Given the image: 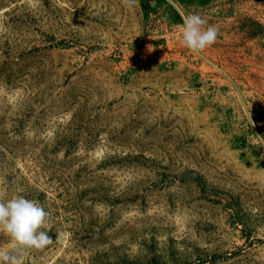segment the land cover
<instances>
[{"label":"rangeland","instance_id":"1","mask_svg":"<svg viewBox=\"0 0 264 264\" xmlns=\"http://www.w3.org/2000/svg\"><path fill=\"white\" fill-rule=\"evenodd\" d=\"M193 13L219 29L201 54ZM19 195L54 241L22 264H264V0H0Z\"/></svg>","mask_w":264,"mask_h":264},{"label":"clouds","instance_id":"2","mask_svg":"<svg viewBox=\"0 0 264 264\" xmlns=\"http://www.w3.org/2000/svg\"><path fill=\"white\" fill-rule=\"evenodd\" d=\"M137 0H121L124 7H132ZM179 43L193 53L201 54L214 45L218 39L219 29L209 25L208 20L200 14L193 13L181 17ZM49 213L34 200L23 195L10 199H0V235L9 238L7 247H0V264H22L27 250L43 251L54 243L45 231ZM57 241L61 239L58 234Z\"/></svg>","mask_w":264,"mask_h":264}]
</instances>
